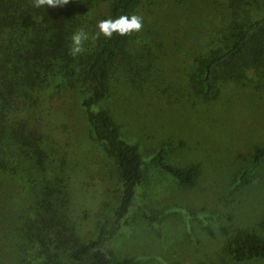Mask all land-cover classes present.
I'll list each match as a JSON object with an SVG mask.
<instances>
[{
	"label": "rangeland",
	"instance_id": "obj_1",
	"mask_svg": "<svg viewBox=\"0 0 264 264\" xmlns=\"http://www.w3.org/2000/svg\"><path fill=\"white\" fill-rule=\"evenodd\" d=\"M134 14L143 17V28L116 58L109 93L97 107L108 109L122 136L139 147L146 178L135 191L129 224L103 248L140 264H264L233 260L222 250L220 231L246 228L264 236L257 226L264 215V158L255 167L252 159L254 148L264 146V82L252 75L224 81L218 96L207 100L191 81L199 59L225 43L233 23L264 15V0H243L237 8L231 0H141ZM106 18L100 9L97 32ZM39 91L38 104L22 119L40 133L45 169L33 179L28 158L19 156L18 175L0 170V264L33 262V247L39 246L31 247L18 229L34 217L27 209L34 185L49 180L60 191L55 196L62 197L63 221L58 220L66 235L79 240L94 238L104 222L114 220L120 196L115 160L92 136L81 106L87 83L79 73L56 70ZM162 146L170 164L198 166L194 186L179 185L149 161ZM145 214L159 216L151 221Z\"/></svg>",
	"mask_w": 264,
	"mask_h": 264
},
{
	"label": "trees",
	"instance_id": "obj_2",
	"mask_svg": "<svg viewBox=\"0 0 264 264\" xmlns=\"http://www.w3.org/2000/svg\"><path fill=\"white\" fill-rule=\"evenodd\" d=\"M140 2L69 0L68 4L55 8H36L33 0H0V170L4 169L10 177L18 175L15 158L26 156L30 163L27 171L33 179L43 173L47 155L40 143V133L30 129L31 124L22 117L28 108L38 104L39 90L52 83L58 70L65 76L79 73L87 83L89 92L81 106L92 136L115 160L121 182L114 220L104 222L97 235L89 240L65 234V227L60 223L63 221L59 209L63 205L62 197L55 196L60 191L49 180L43 185H34L35 197L27 205L34 217L25 220L18 233L21 231L20 235L29 240L31 247H39H33V262L26 263L22 258L20 264H140L133 256H119L103 248L108 238L129 224L128 213L135 191L145 181L146 174L139 147L122 136L120 125L108 109L97 107L109 93L110 71L118 55L125 52L132 34L114 33L111 39L102 35L96 39L94 28L100 9L105 10L107 18L115 19L135 13ZM242 2L231 0V6L237 8ZM78 29L87 32L89 39L84 43V52L73 57L69 51L71 36ZM249 75L257 83L264 82V15L248 23H233L225 43L199 59L191 81L194 91L210 100L218 96L222 82H242ZM166 153L162 146L149 161L169 173L179 185L194 186L198 166L170 164ZM263 158L264 146L255 147L254 167ZM248 173L249 170L243 173L242 180L248 178ZM39 180L44 182V177ZM22 188L26 189V181H22ZM145 216L156 221L159 214ZM257 226L264 229V215ZM220 231L224 236L223 252L236 262L264 260L263 235L228 226H221ZM53 244L58 246L52 247Z\"/></svg>",
	"mask_w": 264,
	"mask_h": 264
},
{
	"label": "clouds",
	"instance_id": "obj_3",
	"mask_svg": "<svg viewBox=\"0 0 264 264\" xmlns=\"http://www.w3.org/2000/svg\"><path fill=\"white\" fill-rule=\"evenodd\" d=\"M69 3V0H33V6L52 7L63 6ZM98 32L95 38L99 39L102 35L107 39H111L116 33L120 36H129L133 32H139L143 28V17L137 14L119 15L115 19L109 17L97 23ZM89 39V35L83 29H78L71 36L70 54L75 57L84 52V43Z\"/></svg>",
	"mask_w": 264,
	"mask_h": 264
}]
</instances>
